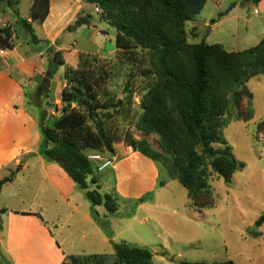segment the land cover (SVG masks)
Wrapping results in <instances>:
<instances>
[{"label": "trees", "instance_id": "trees-1", "mask_svg": "<svg viewBox=\"0 0 264 264\" xmlns=\"http://www.w3.org/2000/svg\"><path fill=\"white\" fill-rule=\"evenodd\" d=\"M207 1L85 0L97 7L102 19L117 30L115 68L86 54L79 56L77 67H70L63 53L56 52L51 76L64 66L63 110L51 124L42 125V156L47 163L61 166L78 188L88 191L86 197L93 209L104 206L110 214H117L120 209L117 194H101L96 178L97 164L88 158L91 153L115 155V145L120 141L161 164L168 177L178 180L188 191L193 205H197L202 192L210 191L208 180L212 176L217 175L230 184L235 173L246 168L222 135L223 120L231 106H239L249 81L264 75V38L243 52H228L222 45H210L206 41L188 44L185 24L202 12ZM244 1L258 5L261 0ZM9 3L10 8L16 9L17 21L30 35L32 44L40 45L42 40L34 24H41L49 16L50 0H33L28 19L21 18L18 0H9ZM230 9L219 17L226 16ZM89 18H80L78 26L89 24ZM12 39L11 29H2L0 51H12ZM145 51L152 58L150 66L142 55ZM127 68L131 71L126 70V74ZM122 73L126 74L124 93L130 99L137 93L141 96L142 115L136 129L145 136H159L162 153L129 131L120 134L111 124L112 113L129 112L125 108L127 104L122 100L117 102L110 90L112 81ZM14 175L4 182H10ZM165 185L166 180L160 179L159 186ZM144 202V198L135 200L126 217H133L137 206ZM94 216L112 238L113 233L96 211ZM256 224L259 227L264 224V215ZM113 246V264H153L154 255L149 248L124 242ZM69 261L71 264H108L105 255L72 256ZM178 264L235 263L182 261Z\"/></svg>", "mask_w": 264, "mask_h": 264}, {"label": "rangeland", "instance_id": "rangeland-1", "mask_svg": "<svg viewBox=\"0 0 264 264\" xmlns=\"http://www.w3.org/2000/svg\"><path fill=\"white\" fill-rule=\"evenodd\" d=\"M19 2L21 18L28 19L30 0ZM254 7L256 5L252 2L246 3L244 0H208L202 12L185 24L187 43L195 45L206 41L210 45L220 44L228 52H243L257 46L264 37V21L255 17ZM95 8L90 7L88 14L77 19L78 21L90 16L89 24L78 26L76 21L72 26L77 29L72 30L70 27L60 37L56 46L48 48L43 44L45 41H42L41 45H35V48L43 47L46 62L50 61V53L60 47L70 67H77L79 56L86 54L115 68L117 30L104 21L100 10L96 13ZM229 9L227 16L219 17ZM18 17L16 9L12 8H6L0 16V31L6 27L10 28L17 37L16 45L31 41L30 35L17 21ZM248 19H251L250 23ZM214 20L219 25L211 30L215 24ZM34 28L39 37L44 36L41 25L35 23ZM142 55L148 63L147 66H150V54L145 51ZM55 61L56 58L53 63ZM53 68L49 71L50 74ZM64 69L62 66L58 70L63 72ZM126 70L131 71L127 68L125 73ZM114 71L117 72L116 69ZM126 74L122 73L121 77L113 80L110 90L115 93L117 102L122 100L127 104L125 108L129 112L126 114L120 111L118 115L112 113L110 122L120 134L129 131L136 139L147 140L154 150L162 153L159 136H145L136 129V123L142 115L141 96L137 93L130 99L129 95L124 93ZM130 102L132 105H129ZM223 125L224 139L231 146L236 159L245 163L246 168L235 173L230 184L217 175L212 176L208 180L210 191L202 192L197 205H193L188 191L180 182L170 179L161 164L154 162L159 171L156 200L153 202V193L143 196L145 202L149 203L141 208L137 219L125 216V212H131L132 203L126 205L119 200L120 209L117 214L108 213L104 206L99 207L100 213L105 214V217H100L102 222L107 224V229L113 233V237L116 232L114 243L124 242L151 249L154 255L153 264H178L182 261L264 264V224L261 227L256 224L264 215V75L249 81L239 106H231L224 117ZM123 148L131 147L123 141L116 143L115 149L119 154H123ZM116 155L117 153L102 154L106 158H113L114 164ZM96 178L102 195H114L115 175L110 169L102 173L97 171ZM160 179L166 180L164 187L159 186ZM78 196L81 200L80 209L90 211L92 205L87 197ZM144 217L148 218V222H142ZM119 221L121 225L118 224ZM256 227L259 228L258 231ZM75 240L79 241L77 237ZM80 244L79 246L83 245L81 241ZM113 247L108 243L101 252L107 257L108 264L115 261Z\"/></svg>", "mask_w": 264, "mask_h": 264}, {"label": "crops", "instance_id": "crops-1", "mask_svg": "<svg viewBox=\"0 0 264 264\" xmlns=\"http://www.w3.org/2000/svg\"><path fill=\"white\" fill-rule=\"evenodd\" d=\"M90 7L94 8L85 0H50L49 16L39 24L43 44L56 46ZM29 14L30 9L28 18ZM254 15L264 21V0L254 7ZM12 36L14 49L0 51V211L6 210L0 213V264H71L72 256L103 255L105 245L113 247L116 240V232L112 239L107 237L94 216L96 211L99 218L105 217L104 212L100 213V206L81 210L80 188L61 166L47 163L42 156V125L62 115L65 69L51 76L54 61H45L43 47L35 48L31 41L16 45L17 37ZM54 52L63 53V49ZM123 149V154L116 150L110 168L115 175L114 194L133 205L153 193L154 202L159 179L156 164L131 148ZM147 203L139 204L131 218L137 219Z\"/></svg>", "mask_w": 264, "mask_h": 264}, {"label": "built area", "instance_id": "built-area-1", "mask_svg": "<svg viewBox=\"0 0 264 264\" xmlns=\"http://www.w3.org/2000/svg\"><path fill=\"white\" fill-rule=\"evenodd\" d=\"M95 12L98 13L99 9L96 7L95 8ZM3 53V51H2ZM89 160H91L92 162H95L97 164V171L102 173L110 168H112L114 166V159L109 157L106 158L104 156H102V154H91L89 157Z\"/></svg>", "mask_w": 264, "mask_h": 264}, {"label": "water", "instance_id": "water-1", "mask_svg": "<svg viewBox=\"0 0 264 264\" xmlns=\"http://www.w3.org/2000/svg\"><path fill=\"white\" fill-rule=\"evenodd\" d=\"M6 8H10L9 0H5V1H3V2L0 4V16L5 12ZM71 29H72V30H75V29H77V27H73V26H71ZM55 58H56V53H55V52L50 53V55H49V60H50V62H53ZM79 190H80V192H81L82 194H84V195H87V193H88V191L85 190V189L80 188ZM258 229H259V228L256 227V230H257V231H258Z\"/></svg>", "mask_w": 264, "mask_h": 264}]
</instances>
